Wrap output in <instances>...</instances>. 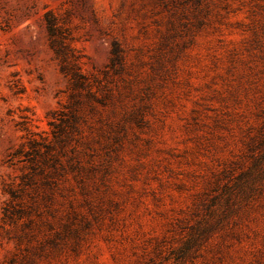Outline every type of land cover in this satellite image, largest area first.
Returning <instances> with one entry per match:
<instances>
[{
	"label": "rangeland",
	"instance_id": "obj_1",
	"mask_svg": "<svg viewBox=\"0 0 264 264\" xmlns=\"http://www.w3.org/2000/svg\"><path fill=\"white\" fill-rule=\"evenodd\" d=\"M47 14L93 96L62 72ZM11 257L264 264V0H0Z\"/></svg>",
	"mask_w": 264,
	"mask_h": 264
},
{
	"label": "trees",
	"instance_id": "obj_2",
	"mask_svg": "<svg viewBox=\"0 0 264 264\" xmlns=\"http://www.w3.org/2000/svg\"><path fill=\"white\" fill-rule=\"evenodd\" d=\"M47 27L50 35V44L53 49L57 59H59L61 63L62 72L70 76L72 84L77 90H85L88 95L93 96V92L91 90V84L86 77L81 72V68L78 63V58L74 55L73 48H71L64 40L62 33L60 32L59 27L57 26L55 20L49 15H46ZM76 104L78 102L76 101ZM32 147L35 148L34 152L36 155H40V149L37 147V142L35 140L30 141ZM46 151L50 152L52 150V146L50 144L46 145ZM14 216L13 212H10L8 207H5L3 211V220L6 222L7 220H11ZM7 264H16V260L14 257H11L8 260Z\"/></svg>",
	"mask_w": 264,
	"mask_h": 264
}]
</instances>
